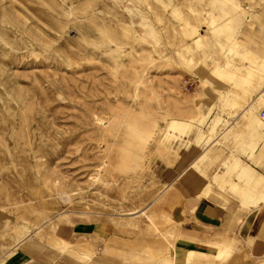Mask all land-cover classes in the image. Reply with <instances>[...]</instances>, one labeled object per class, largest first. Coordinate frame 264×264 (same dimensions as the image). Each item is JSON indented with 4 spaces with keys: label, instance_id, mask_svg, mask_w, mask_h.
Here are the masks:
<instances>
[{
    "label": "rangeland",
    "instance_id": "374dc122",
    "mask_svg": "<svg viewBox=\"0 0 264 264\" xmlns=\"http://www.w3.org/2000/svg\"><path fill=\"white\" fill-rule=\"evenodd\" d=\"M253 33L264 40V0H0V247L39 239L74 264H264V230L215 258L220 237L168 205L179 157L184 182L210 187L221 120L201 117L196 69L264 76ZM252 103L247 126L264 128V90ZM243 167L238 179L254 176ZM239 186L253 203L259 185Z\"/></svg>",
    "mask_w": 264,
    "mask_h": 264
},
{
    "label": "crops",
    "instance_id": "0c3cea01",
    "mask_svg": "<svg viewBox=\"0 0 264 264\" xmlns=\"http://www.w3.org/2000/svg\"><path fill=\"white\" fill-rule=\"evenodd\" d=\"M247 39L249 51L263 59V37L253 33ZM251 69L252 67L246 63L242 75L230 79L218 78L213 74V67L200 66L195 72L198 80L196 91L200 94L201 117L210 120L216 117L221 120L216 128L218 136L211 147L213 152L207 169L210 187L202 182V186H197L193 190L184 182L183 177L192 160L179 157L174 163L176 169L172 168V176L169 178V181L173 182L174 190L170 194L168 205L172 203L178 205L180 213L190 226L188 229L204 238L215 236L227 240L237 239L244 234L248 238H254L264 230V185L260 183L261 179V182H264V156L261 154L264 150V128L255 126L258 128L253 129L254 126H247L250 114H243V111L251 109L252 102L256 105L259 94L264 90V76L247 77ZM235 85L238 88H235ZM226 97L231 98L230 101H236V106L227 105ZM245 100L247 103L244 105ZM262 110L264 108L258 111ZM227 132H231L232 136L223 143L220 140ZM256 144L259 147L254 151V156H251L250 148L257 146ZM228 166L232 170L230 174ZM243 166L249 167L254 176L245 174L243 170V180L238 179L240 171L244 169ZM257 175H262L261 179L254 182L253 179H256ZM244 181L259 185L253 203L251 200L243 202L241 196L233 190L234 185L240 184L237 188L240 191ZM258 197L260 198L257 200ZM144 210L146 209L138 210L137 213ZM0 264L74 263L65 259L54 260V247L35 239L34 242L12 243L7 249L0 247Z\"/></svg>",
    "mask_w": 264,
    "mask_h": 264
},
{
    "label": "bare ground",
    "instance_id": "6f19581e",
    "mask_svg": "<svg viewBox=\"0 0 264 264\" xmlns=\"http://www.w3.org/2000/svg\"><path fill=\"white\" fill-rule=\"evenodd\" d=\"M247 9H249V8H247ZM196 37H197V39L201 38L198 36H196ZM172 120L173 121L171 122V125H170L171 128L176 129V128H180L182 126L181 123H183V122L181 120H178V119H172ZM127 214H129V215L137 214V211H132V212L127 213ZM205 243H208V242H205ZM201 244L203 245L202 242H201ZM208 244H210V243H208ZM205 245H207V244H205ZM231 247H232V245L227 240H220L218 242H212L209 245V249H213V248L215 249V253H214L215 258H219L223 253H226V252L228 253V251L231 249ZM191 251L193 252V250H191Z\"/></svg>",
    "mask_w": 264,
    "mask_h": 264
},
{
    "label": "built area",
    "instance_id": "2783aa9c",
    "mask_svg": "<svg viewBox=\"0 0 264 264\" xmlns=\"http://www.w3.org/2000/svg\"><path fill=\"white\" fill-rule=\"evenodd\" d=\"M183 83H184L185 90L189 91L194 86L195 82L192 81L191 79L190 80L186 79V80H184Z\"/></svg>",
    "mask_w": 264,
    "mask_h": 264
}]
</instances>
